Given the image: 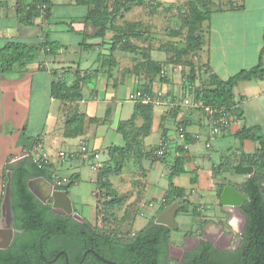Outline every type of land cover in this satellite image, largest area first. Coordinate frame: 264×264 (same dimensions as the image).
<instances>
[{"label": "crops", "instance_id": "0c3cea01", "mask_svg": "<svg viewBox=\"0 0 264 264\" xmlns=\"http://www.w3.org/2000/svg\"><path fill=\"white\" fill-rule=\"evenodd\" d=\"M17 1L0 0V49L11 41L47 44V48L38 52L35 61L16 66L10 74H0V200L8 163L16 166L28 157L34 159L38 147L51 155L50 164L57 175H77L80 181L88 175L89 164L80 158L61 163L59 151L73 152L85 144L102 157L108 156L113 147L132 146L149 153L166 140L169 148L165 159L144 158L147 192L163 203L156 218L139 231L156 223L175 204L179 206L175 222L180 214L191 218L190 228L183 234L211 232L222 224L236 231V213L228 212L222 194L226 187L239 192L236 187L253 173L241 155L255 153L259 144L240 142L237 132L242 127H260L264 135V78L239 83L234 95L243 117L236 127L213 138L204 112L181 105L184 99L195 97L190 77L183 78L178 66L164 65L157 77L140 70L131 76H114L110 73L113 64L106 61L111 54L108 36L96 38L97 28L86 21L91 7L76 0H52L50 18L42 15L33 26L26 27L18 22ZM20 1L26 6L39 2ZM235 7L214 11L210 17L200 54L204 63L201 83L206 71L228 80L260 63L264 67V0H241ZM54 86L69 89L72 94L57 92ZM134 94L138 96L136 101L130 99ZM160 94L171 98L176 106H155L145 97ZM179 127L185 128L189 144L179 139ZM179 147L185 150L184 172L173 181L192 204L187 212H179V201L162 209ZM162 169L164 173H160ZM90 170L95 181L97 174ZM41 178L38 180L43 190L50 193L51 187ZM68 195L73 200L70 190Z\"/></svg>", "mask_w": 264, "mask_h": 264}, {"label": "rangeland", "instance_id": "374dc122", "mask_svg": "<svg viewBox=\"0 0 264 264\" xmlns=\"http://www.w3.org/2000/svg\"><path fill=\"white\" fill-rule=\"evenodd\" d=\"M117 1L124 3L127 0H100L104 12H115L105 35L111 52L106 61L113 64L110 73L125 77L140 70L148 74L150 59L151 63L160 64L162 70L164 65L178 66L183 78L190 77L194 92L202 87L204 63L200 54L208 23L196 20L192 0H143L128 11L116 8ZM209 2L212 10L230 9L241 0ZM122 35L125 37L120 39ZM118 156L119 160H114L110 155L102 157L100 154L97 165L89 163L90 169L97 174L95 181L94 173L88 169V175L74 184L70 194L77 211L96 228L105 234L120 236L133 234L155 219L163 200L155 199L147 192L148 168L144 159ZM160 173H164V169ZM162 178L164 180V176ZM3 196L4 193L1 201ZM48 203L51 205L52 200ZM190 223L191 218L187 215L177 217L181 230L173 234L175 244H179L177 237L190 228Z\"/></svg>", "mask_w": 264, "mask_h": 264}, {"label": "trees", "instance_id": "16d2710c", "mask_svg": "<svg viewBox=\"0 0 264 264\" xmlns=\"http://www.w3.org/2000/svg\"><path fill=\"white\" fill-rule=\"evenodd\" d=\"M142 1L143 0H127L124 3L117 1L114 6L118 9L123 8L128 11L131 10L133 6L137 5L138 2ZM76 2L91 7L86 21L91 22L97 28L95 37L104 39L109 29L112 15L115 12H104L101 8L100 0H76ZM192 4L196 20L206 21V23H209L210 17L214 11H222L220 8L212 10L209 0H192ZM52 7V0H39L38 3L29 6L24 5L18 0L15 6L18 22L26 27H31L34 24V20L42 15H44L43 17L45 19L50 18ZM235 8L236 7L230 8V10ZM124 37L125 35L119 36L120 39ZM201 41L202 38H200V42ZM46 45L47 44H27L14 41L8 42L0 49V74H10L16 66L35 61L38 52L46 49ZM148 66L149 73L152 71L151 74H160L162 71L161 67H159L160 64L151 63L150 59ZM205 77L202 87L192 93L195 100L202 101L206 106L231 109L240 119L243 117V114L236 107L234 90L239 83L243 81L263 79L264 67L260 63L250 69L242 70L228 80H222L216 74L209 73L208 71L205 72ZM55 89L57 92H63L66 95L72 94L69 89L62 88L61 86ZM146 110L150 112L151 108L147 107ZM147 120L149 123L148 115ZM237 138L240 142L251 141L259 144V148L255 153L241 155L244 164L253 168V173L244 184L236 188L247 197L246 202L242 205V210L246 213L248 218L246 240L251 241L253 244V251H251L252 253L250 254L253 257L250 261L252 264H264V135L260 127H242L237 132ZM185 140L187 144L190 143L188 134ZM154 153L155 151L144 153V151L139 148L134 149L132 146H126L124 148L113 147L109 151V155L114 160L116 158L119 160L120 156L118 155H122L124 158L134 156V158L141 160L147 157H152L157 161L165 159L157 158ZM184 153L185 150L183 147L177 148L174 164L169 175V188L164 197L166 206L162 209H166V207L178 201L181 205L179 212H187L188 208L192 206V204L185 199L184 190L178 188L173 181L176 176L184 172ZM119 165H121V161ZM9 170L12 172L11 207L14 215V227L24 232L18 235L17 238L23 239L25 238L24 235L27 234L29 240H48L51 234L49 229L56 223V217L52 214L51 207L42 203L31 192L28 187V182L33 178L42 177L54 184L53 175L56 172H54L51 165L39 169L34 160L29 157L16 166H12L8 163L3 176V193L7 183V171ZM70 181L71 182L67 186L58 189L69 192L74 184L79 181V176L72 175ZM148 233L149 231L141 230L135 234H137L136 238L144 240Z\"/></svg>", "mask_w": 264, "mask_h": 264}, {"label": "flooded vegetation", "instance_id": "af4514ba", "mask_svg": "<svg viewBox=\"0 0 264 264\" xmlns=\"http://www.w3.org/2000/svg\"><path fill=\"white\" fill-rule=\"evenodd\" d=\"M29 181L39 200L51 207L56 223L49 229L48 240H29L27 234L18 239L24 232L14 227L13 215V236L0 246V264H252L253 244L246 240L248 225L241 222L235 225L236 231L222 224L207 233H184L176 239L179 244L173 238L178 227L171 229L155 222L143 229L149 231L144 240L136 238L137 234H105L77 211L74 200L70 205L60 197L58 207L53 208V199L41 181Z\"/></svg>", "mask_w": 264, "mask_h": 264}, {"label": "built area", "instance_id": "2783aa9c", "mask_svg": "<svg viewBox=\"0 0 264 264\" xmlns=\"http://www.w3.org/2000/svg\"><path fill=\"white\" fill-rule=\"evenodd\" d=\"M147 100L151 101L155 106L167 105L169 107H175L176 105L172 102L171 98L165 97L163 95H158L153 98L150 96H145ZM131 100H138L137 95H131ZM181 105L186 108H193L195 110H201L204 112L208 120V125L210 128L211 137H217L222 135L230 127H236L239 123V117H237L233 110L226 108H217L212 106H206L202 101H195L194 99L189 98L184 99L181 102ZM178 137L180 140L185 141L186 139V130L184 127L178 128ZM196 140L199 139V135L195 137ZM208 148L210 145L207 146ZM169 142L166 140L160 141L159 145L155 149V156L157 158H165L168 152ZM58 159L61 163L66 161L76 160L80 158L85 163H92L97 165L100 160V154L89 149L85 144H82L80 148L73 152L59 151L57 154ZM34 162L37 164L39 169H43L47 165H51L52 162L51 155L38 147L36 151ZM54 187L55 188H64L71 181L70 178L59 176L57 173L53 175Z\"/></svg>", "mask_w": 264, "mask_h": 264}, {"label": "water", "instance_id": "95a60500", "mask_svg": "<svg viewBox=\"0 0 264 264\" xmlns=\"http://www.w3.org/2000/svg\"><path fill=\"white\" fill-rule=\"evenodd\" d=\"M251 171H253V168L249 167ZM47 185L51 187L50 191V197L53 199V208L58 207V201L57 199L60 197H65V199L72 205V201L68 195V192L66 190L64 191H57L53 189L52 185L45 180L44 178H41ZM32 182H28V187L31 190V192L38 198L41 199L40 195L36 190H34L31 186ZM11 191H12V172H7V183L5 185V191L3 200L1 203V220H0V246L6 245L11 237L13 236V212L11 207ZM222 202L225 207H227L228 212L233 213L235 211V214L233 216L236 224L243 223L242 225L246 226L248 223V218L246 213L242 210V205L246 202V197L241 195L235 188L233 187H226L223 194H222ZM72 208V206H71ZM179 206L175 204L173 207L168 209L162 216H160L156 223L165 224L168 225L171 229H176L177 225L175 222L176 212L178 210ZM234 210V211H233ZM238 215L241 217L239 218ZM239 233V232H237ZM5 238V243H1V240Z\"/></svg>", "mask_w": 264, "mask_h": 264}]
</instances>
